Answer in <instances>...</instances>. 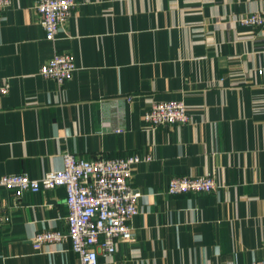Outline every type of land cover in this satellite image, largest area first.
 <instances>
[{
	"label": "crops",
	"instance_id": "1",
	"mask_svg": "<svg viewBox=\"0 0 264 264\" xmlns=\"http://www.w3.org/2000/svg\"><path fill=\"white\" fill-rule=\"evenodd\" d=\"M34 0L0 4V174L40 177L81 159L149 156L141 193L112 256L124 264H251L264 254V27L237 16L264 0H74L54 41ZM55 52L77 68L59 84L39 73ZM133 96L128 101L126 96ZM182 100L188 120L144 124L154 101ZM115 128H120L116 131ZM213 174L209 193L166 192L173 176ZM65 189L0 188V264H77L68 240L35 250L44 229L67 230Z\"/></svg>",
	"mask_w": 264,
	"mask_h": 264
},
{
	"label": "built area",
	"instance_id": "2",
	"mask_svg": "<svg viewBox=\"0 0 264 264\" xmlns=\"http://www.w3.org/2000/svg\"><path fill=\"white\" fill-rule=\"evenodd\" d=\"M4 0H0V4ZM75 5L74 0H34L33 9L45 31V38L54 41L56 34L67 22ZM235 21L247 26L264 27V10L237 16ZM77 68L68 52H55L39 67V73L61 84L71 78ZM8 81L0 80V95L7 94ZM128 101L133 96H126ZM149 127L184 123L188 120L187 108L182 100L154 101L143 114ZM120 131V128H115ZM149 156L137 154L126 157L81 159L70 152L63 153L62 168L45 172L40 177L26 174H0V188L9 189L16 198L24 192L48 190L63 186L66 192L67 230L44 229L35 233L32 246L41 250L49 243L70 242L77 264H99V255L112 256L117 240L132 239L130 222L138 212L140 191L130 183L134 166L147 161ZM218 187L213 174L171 177L166 192L209 193ZM106 264H124L108 260ZM251 264H264V254Z\"/></svg>",
	"mask_w": 264,
	"mask_h": 264
}]
</instances>
